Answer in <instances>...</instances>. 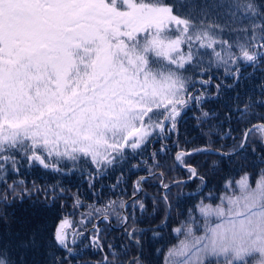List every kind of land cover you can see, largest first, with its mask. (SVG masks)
Masks as SVG:
<instances>
[{
    "label": "snow or ice",
    "instance_id": "6c2138e0",
    "mask_svg": "<svg viewBox=\"0 0 264 264\" xmlns=\"http://www.w3.org/2000/svg\"><path fill=\"white\" fill-rule=\"evenodd\" d=\"M222 16L224 23L217 20ZM226 30L235 37L223 39ZM241 61L264 62V0H0V201L41 191L35 185L18 190L23 181L7 183L9 166L19 170L18 155L56 173L68 164L69 171L75 169L81 160L97 169L111 165L124 158L126 148L140 149L156 129L163 133L165 121L174 130L191 101L201 103L203 94L192 91L197 81L187 75L190 69L203 75L213 64L223 65L235 77ZM232 66L235 71H228ZM256 106L264 107V100L238 109L241 120L258 116L260 121L243 131L239 149L257 134L264 145V115L255 112ZM210 151L211 144L177 152L175 159L187 167L189 179L203 185L204 177L184 157ZM144 179L137 181V190ZM224 188L219 203L196 205L202 234H196L201 225L192 209L173 229L178 242L164 264H264V168L255 186L244 173L239 180H226ZM55 190L54 185L53 199ZM44 194L50 193L45 189ZM208 199H215L211 191ZM81 204L75 196L74 207ZM82 216L84 224L92 213ZM73 225L64 216L49 241L69 256L70 244L84 236ZM93 230L91 244L102 248L96 225ZM34 243L0 244V264H26L19 253ZM51 264L69 261L53 253Z\"/></svg>",
    "mask_w": 264,
    "mask_h": 264
},
{
    "label": "trees",
    "instance_id": "16d2710c",
    "mask_svg": "<svg viewBox=\"0 0 264 264\" xmlns=\"http://www.w3.org/2000/svg\"><path fill=\"white\" fill-rule=\"evenodd\" d=\"M226 19V16L217 17L220 23ZM234 37L235 33L230 34L227 30L222 35L223 39ZM228 71H235V66ZM187 75L197 81L192 91L194 95L203 94L201 103L191 101L176 118L174 130L171 121H165L163 133L156 129L140 149L126 148L124 158L117 157L111 165L97 169L90 161L81 160L75 169L69 171L72 166L68 164L63 173H56L39 164H30L18 155L19 170L11 171L9 166L7 183L18 185L23 181L18 190H31L35 185L41 191L33 190L17 198L10 196L7 203L0 201V244L12 247L21 241L28 245L34 240V245L19 253L26 264H51L53 253L57 257H66L69 264H135L137 259L141 264H162L167 248L174 244L171 229L180 224L186 209L193 208L199 198L208 201L210 191L214 197L225 192L226 180H235L244 173L255 176L264 168L261 163L264 147L258 134L249 139L244 149L236 152L243 131L260 122L258 116L241 120L238 109H244L250 101L264 100V62L252 65L241 61L235 77L226 74L225 66L215 64L203 75L198 68L190 69ZM200 79H210L211 82L201 85ZM254 110L264 115V107L256 106ZM205 112L208 113L206 117ZM229 132L230 135H225ZM209 144L220 153H236L230 157L206 153L185 156L186 164L195 167L204 177L203 185L195 177L187 181L190 173L185 165L176 161L177 152H192ZM141 177L146 179L140 181L137 190V181ZM160 181L163 184L182 183H175L162 193ZM54 185L55 199L51 195ZM3 189L4 185L0 183V191ZM45 189L50 193L47 197ZM134 195L137 197L127 202ZM75 196L82 202L79 207H74ZM110 203L112 206L108 207ZM121 203L124 207L120 206ZM89 212L92 216L81 224V219L85 218L82 214ZM105 215L107 219H104ZM64 216H70L77 231H84V236L77 238L76 244H70L73 248L71 256L55 246L54 241L49 243L56 225ZM123 217L128 218L127 223L122 222ZM94 224L99 229L102 248L91 244V237L95 235ZM71 232L69 229V240ZM130 232L133 233L131 236Z\"/></svg>",
    "mask_w": 264,
    "mask_h": 264
},
{
    "label": "rangeland",
    "instance_id": "374dc122",
    "mask_svg": "<svg viewBox=\"0 0 264 264\" xmlns=\"http://www.w3.org/2000/svg\"><path fill=\"white\" fill-rule=\"evenodd\" d=\"M214 155H215V154H214ZM260 170H261V169H260ZM260 170H259V172H260ZM259 172H258L255 176H250V175H249V176H250V180H251L250 183H251L253 186H255V181H256V179H257L258 176H259ZM157 174L159 175L158 172H157ZM240 177H241V176H240ZM240 177L237 178V179H235V180H233V181L239 180ZM160 182L162 183V181H160ZM174 183H176V182L173 181V182L169 183V184H168V185H169V188H167V189H168V190L171 189V188L173 187ZM176 184H177V183H176ZM167 189H165V188L163 187V189L161 190L162 193H163L164 191H166ZM224 189H225V188H224ZM223 193H224V192H223ZM223 193H221V194H216V195H215V199H214V201H213V200H208V201H206V200H204V199H200V198H199L197 201H195V204H194L193 208H191V209L193 210V214L196 216V218H197L199 224L201 225V227L199 228V230H198L197 233H196L197 235H200V234L203 233V227H202V225H203V222H204V221H203V218L199 216V213L196 212V205H197L198 203H200L201 200H203L204 203H212V204L215 205V204H217V203L220 202L218 198H219ZM189 209H190V208L186 209L185 213H184L183 216H182V220L180 221V224H179L178 226H176L175 228L179 227V226L181 225L182 222L187 221V219H188V215H189ZM211 220H212L213 225H214L216 222H218V221H216V218H215V217L211 218ZM94 225H95V224H94ZM173 229H174V228L171 229V232H172V235L174 236V244H173V245H175V244H177L178 240H177V236H176V234L173 232ZM173 245H172V246H173ZM172 246H170V247H172ZM170 247L167 248L166 253L164 254V256H163V258H162V264H164L165 255L167 254L168 249H169ZM250 264H258V260H253V261L250 262Z\"/></svg>",
    "mask_w": 264,
    "mask_h": 264
},
{
    "label": "water",
    "instance_id": "95a60500",
    "mask_svg": "<svg viewBox=\"0 0 264 264\" xmlns=\"http://www.w3.org/2000/svg\"><path fill=\"white\" fill-rule=\"evenodd\" d=\"M263 147H264V145H263ZM239 150H241V149H238L236 152H238ZM236 152H234V154H235ZM204 153H206V154H215V155L220 154V152H219V151H216V150H213V151H210V152H204ZM193 154H197V153H193ZM193 154H192V155H193ZM175 157H176V156H175ZM147 177H148V176H147ZM191 179H192V178H191ZM191 179H188L187 181H190ZM174 184H175V183H174ZM168 188H169V187H168ZM136 197H137V195L132 196L127 202L134 200ZM127 202H126V203H127ZM95 223H97V221H96Z\"/></svg>",
    "mask_w": 264,
    "mask_h": 264
}]
</instances>
